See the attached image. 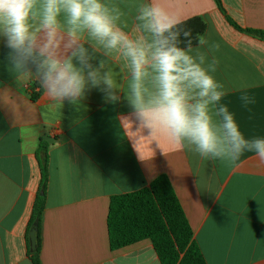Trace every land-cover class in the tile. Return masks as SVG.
<instances>
[{"label":"crops","instance_id":"obj_1","mask_svg":"<svg viewBox=\"0 0 264 264\" xmlns=\"http://www.w3.org/2000/svg\"><path fill=\"white\" fill-rule=\"evenodd\" d=\"M219 1L165 0L192 34L199 23L189 20L203 21L202 37L220 46L209 58L218 60L212 75L226 92L221 103L246 138H264V39L226 19L264 30V0ZM113 2L126 13L125 30L139 35L135 16L144 0ZM200 51L207 53V46ZM8 53L0 38V264H33L29 232L37 195L44 196L36 231L40 264H162L148 238L111 249L106 227L111 196L136 191L160 174L168 177L206 264H264V162L255 153L231 164L148 138L150 131L132 116L129 77L118 56L108 63L119 102L91 89L76 103H60L14 74ZM93 54L94 64L105 59ZM244 92L255 98L247 108Z\"/></svg>","mask_w":264,"mask_h":264},{"label":"clouds","instance_id":"obj_2","mask_svg":"<svg viewBox=\"0 0 264 264\" xmlns=\"http://www.w3.org/2000/svg\"><path fill=\"white\" fill-rule=\"evenodd\" d=\"M125 17L113 0H0V38L9 49L10 70L34 80L50 100L76 103L98 89L106 102H119L120 86L108 63L118 56L129 77L132 116L139 129L150 131L148 138L209 160L235 164L251 152L264 162V138H246L221 103L226 92L212 75L218 60L209 58L219 44L201 37L194 48L191 29L165 0L138 6L139 35L125 30ZM93 53L105 59L94 64ZM240 100L245 108L255 103L246 92ZM126 121L131 129L133 121Z\"/></svg>","mask_w":264,"mask_h":264},{"label":"trees","instance_id":"obj_3","mask_svg":"<svg viewBox=\"0 0 264 264\" xmlns=\"http://www.w3.org/2000/svg\"><path fill=\"white\" fill-rule=\"evenodd\" d=\"M216 2L220 5L219 0ZM226 19L235 28L264 39V30L242 28L230 17L226 16ZM189 21L199 23L192 31L194 45L202 37L205 24L198 17ZM45 149L40 146L43 154ZM44 165L43 159V178ZM43 208L44 196L37 195L32 208L30 227L36 223L39 226ZM106 227L111 249L148 238L162 264H206L178 197L165 174L158 175L147 186L136 191L111 196ZM36 238V250H28V253L33 264H40L39 239Z\"/></svg>","mask_w":264,"mask_h":264},{"label":"water","instance_id":"obj_4","mask_svg":"<svg viewBox=\"0 0 264 264\" xmlns=\"http://www.w3.org/2000/svg\"><path fill=\"white\" fill-rule=\"evenodd\" d=\"M36 231H37V223L34 224L31 228H30V232H29V249L30 251H35L37 248V243H36Z\"/></svg>","mask_w":264,"mask_h":264}]
</instances>
